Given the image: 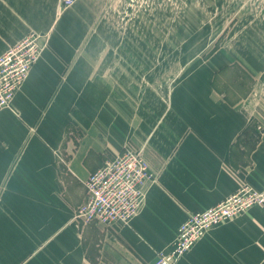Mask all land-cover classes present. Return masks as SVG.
Listing matches in <instances>:
<instances>
[{"label":"crops","instance_id":"1","mask_svg":"<svg viewBox=\"0 0 264 264\" xmlns=\"http://www.w3.org/2000/svg\"><path fill=\"white\" fill-rule=\"evenodd\" d=\"M97 20L82 0H0V56L31 33L45 46L0 111V264H154L189 216L245 184L264 190L257 83L227 95V65L92 48ZM126 150L154 175L141 211L129 225L81 223L89 175ZM260 228L264 207L212 228L178 264H256Z\"/></svg>","mask_w":264,"mask_h":264},{"label":"rangeland","instance_id":"2","mask_svg":"<svg viewBox=\"0 0 264 264\" xmlns=\"http://www.w3.org/2000/svg\"><path fill=\"white\" fill-rule=\"evenodd\" d=\"M82 3L89 4L98 16L93 33L103 40L88 42L92 48L120 49L129 44L131 49L160 50L162 65L172 68L185 64L227 65L231 69L218 79L227 83L225 87L220 84L227 95L245 94L257 83L255 96L264 108V0H82ZM111 34L115 39H111ZM162 76L173 77V69L163 71ZM263 128L261 122L258 129ZM259 230L264 235V229ZM257 247L256 264H264V243H258Z\"/></svg>","mask_w":264,"mask_h":264},{"label":"built area","instance_id":"3","mask_svg":"<svg viewBox=\"0 0 264 264\" xmlns=\"http://www.w3.org/2000/svg\"><path fill=\"white\" fill-rule=\"evenodd\" d=\"M76 1L63 0V5L70 7ZM44 47L41 37L31 33L0 56V111L11 106ZM153 180L143 153L126 150L89 175L85 183L87 199L77 209V220L106 227L131 224L145 203V187ZM256 207H264V190L243 185L217 205L189 216L179 227L172 248L159 252L154 264H178L212 228Z\"/></svg>","mask_w":264,"mask_h":264}]
</instances>
